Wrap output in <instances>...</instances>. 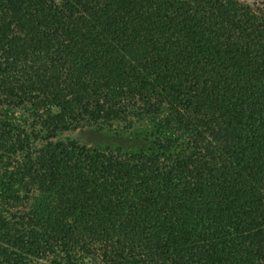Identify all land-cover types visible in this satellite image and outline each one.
<instances>
[{"label":"trees","instance_id":"obj_1","mask_svg":"<svg viewBox=\"0 0 264 264\" xmlns=\"http://www.w3.org/2000/svg\"><path fill=\"white\" fill-rule=\"evenodd\" d=\"M0 264H264V0H0Z\"/></svg>","mask_w":264,"mask_h":264},{"label":"rangeland","instance_id":"obj_2","mask_svg":"<svg viewBox=\"0 0 264 264\" xmlns=\"http://www.w3.org/2000/svg\"><path fill=\"white\" fill-rule=\"evenodd\" d=\"M95 134H93L90 131H76V132H70L65 133L60 136L61 139H76L78 141H85V140H91L94 138Z\"/></svg>","mask_w":264,"mask_h":264}]
</instances>
